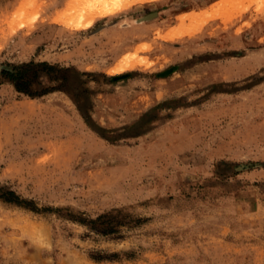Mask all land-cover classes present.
<instances>
[{
	"label": "rangeland",
	"instance_id": "obj_1",
	"mask_svg": "<svg viewBox=\"0 0 264 264\" xmlns=\"http://www.w3.org/2000/svg\"><path fill=\"white\" fill-rule=\"evenodd\" d=\"M70 1L0 0V264H264V0Z\"/></svg>",
	"mask_w": 264,
	"mask_h": 264
},
{
	"label": "bare ground",
	"instance_id": "obj_2",
	"mask_svg": "<svg viewBox=\"0 0 264 264\" xmlns=\"http://www.w3.org/2000/svg\"><path fill=\"white\" fill-rule=\"evenodd\" d=\"M143 1L151 0H71L67 4V7L63 11V13L58 16L56 20H61L68 26L76 29H87L90 28L98 18H104L110 15H114L118 12L128 9L134 3ZM224 7L225 4L219 6V8L217 9L220 10L219 12H216V9H212L200 13L181 15L179 17L180 24L178 23L179 25L174 27L169 33H167L165 37L168 39H175L181 35L191 32L195 29L196 26H198V23H200L201 21H206L212 16H216V14H219L221 11L225 10ZM187 20H191L192 27L188 28V26H186ZM140 50H144V48L137 49V51L134 53L126 54L121 59L119 64L114 68V70L111 71L118 73L130 68L149 65L150 61L146 59V57L139 55Z\"/></svg>",
	"mask_w": 264,
	"mask_h": 264
},
{
	"label": "trees",
	"instance_id": "obj_3",
	"mask_svg": "<svg viewBox=\"0 0 264 264\" xmlns=\"http://www.w3.org/2000/svg\"><path fill=\"white\" fill-rule=\"evenodd\" d=\"M2 197L5 198V199H7V200H9V198L6 195H3ZM100 224L101 225H92V228H94L96 231H98L100 233H103V234H109L110 232H112L111 229H109L110 227L109 228L104 227V224H106L105 222H102Z\"/></svg>",
	"mask_w": 264,
	"mask_h": 264
}]
</instances>
